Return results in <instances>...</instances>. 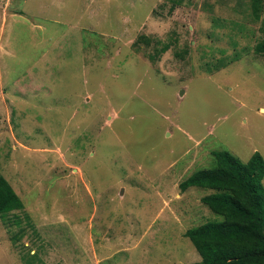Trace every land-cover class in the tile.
Instances as JSON below:
<instances>
[{"label": "rangeland", "instance_id": "1", "mask_svg": "<svg viewBox=\"0 0 264 264\" xmlns=\"http://www.w3.org/2000/svg\"><path fill=\"white\" fill-rule=\"evenodd\" d=\"M261 7L0 0V173L23 203L0 264L199 262L184 233L220 220L213 191L178 185L214 151L264 161Z\"/></svg>", "mask_w": 264, "mask_h": 264}, {"label": "trees", "instance_id": "2", "mask_svg": "<svg viewBox=\"0 0 264 264\" xmlns=\"http://www.w3.org/2000/svg\"><path fill=\"white\" fill-rule=\"evenodd\" d=\"M261 6L262 0H250L254 19H260ZM260 22L264 37V16ZM168 48L163 45L151 58ZM254 52L264 56V42L257 43ZM212 155V167L194 171L178 185L180 192L190 187L213 191L200 201L220 217L184 233L200 257L194 264H264L263 158L254 152L243 163L228 151H214ZM21 209L23 203L0 173V216Z\"/></svg>", "mask_w": 264, "mask_h": 264}]
</instances>
